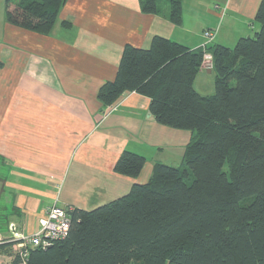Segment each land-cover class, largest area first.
Wrapping results in <instances>:
<instances>
[{
  "label": "trees",
  "instance_id": "16d2710c",
  "mask_svg": "<svg viewBox=\"0 0 264 264\" xmlns=\"http://www.w3.org/2000/svg\"><path fill=\"white\" fill-rule=\"evenodd\" d=\"M66 0H4L5 22L48 36ZM181 0H139L143 14L168 6L173 25ZM253 37L232 48L212 45L213 93L193 83L201 48L154 36L147 48L127 43L114 78L97 92L102 108L122 95L149 99L160 125L191 132L181 164H156L145 184L90 210L69 212L67 235L49 248L12 251L10 264H264V0ZM62 27H70L62 22ZM144 157L124 151L114 173L138 177Z\"/></svg>",
  "mask_w": 264,
  "mask_h": 264
},
{
  "label": "crops",
  "instance_id": "0c3cea01",
  "mask_svg": "<svg viewBox=\"0 0 264 264\" xmlns=\"http://www.w3.org/2000/svg\"><path fill=\"white\" fill-rule=\"evenodd\" d=\"M181 1L178 26L169 22L165 3L159 15H150L140 11L139 0H66L48 36L3 25L0 241L34 233L53 205L90 210L147 183L156 164H181L192 134L158 124L148 98L122 95L108 113L97 101L127 43L147 48L161 36L197 50L209 30L215 36L208 46L232 48L259 29L260 0ZM212 74L199 70L194 82ZM124 151L144 157L134 179L113 171ZM11 260L0 249V264Z\"/></svg>",
  "mask_w": 264,
  "mask_h": 264
},
{
  "label": "built area",
  "instance_id": "2783aa9c",
  "mask_svg": "<svg viewBox=\"0 0 264 264\" xmlns=\"http://www.w3.org/2000/svg\"><path fill=\"white\" fill-rule=\"evenodd\" d=\"M203 38L205 43L201 46L203 50V56L200 63L201 70L211 69L212 67V57L206 52V48L213 41L215 32L214 31H204ZM115 109V106H108L106 112H110ZM72 209L69 207H58L51 206L46 209L44 216L39 220L38 229L30 235H21L16 241L17 248L14 251L27 250L29 248H41L46 249L51 246L55 240L64 238L70 226L69 212Z\"/></svg>",
  "mask_w": 264,
  "mask_h": 264
},
{
  "label": "rangeland",
  "instance_id": "374dc122",
  "mask_svg": "<svg viewBox=\"0 0 264 264\" xmlns=\"http://www.w3.org/2000/svg\"><path fill=\"white\" fill-rule=\"evenodd\" d=\"M18 0H13L14 3H16ZM5 15H4V0H0V32L3 29V25L5 24ZM258 29H255L253 27L252 29L249 30V37H253L255 32H257ZM209 78H201L194 82V89L197 92H200L202 95H209L213 93V81L212 79L214 78V74L208 76ZM163 126V125H161ZM166 127V126H165ZM172 129V128H170ZM176 130V129H174ZM183 131V130H182ZM150 156V155H149ZM151 158L148 157V159Z\"/></svg>",
  "mask_w": 264,
  "mask_h": 264
}]
</instances>
